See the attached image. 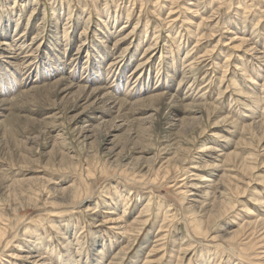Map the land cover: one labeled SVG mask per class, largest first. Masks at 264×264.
I'll use <instances>...</instances> for the list:
<instances>
[{
	"label": "rangeland",
	"instance_id": "374dc122",
	"mask_svg": "<svg viewBox=\"0 0 264 264\" xmlns=\"http://www.w3.org/2000/svg\"><path fill=\"white\" fill-rule=\"evenodd\" d=\"M263 218L264 0H0V225L26 250L264 264Z\"/></svg>",
	"mask_w": 264,
	"mask_h": 264
},
{
	"label": "bare ground",
	"instance_id": "6f19581e",
	"mask_svg": "<svg viewBox=\"0 0 264 264\" xmlns=\"http://www.w3.org/2000/svg\"><path fill=\"white\" fill-rule=\"evenodd\" d=\"M117 10H116V12H115V14H114V18L117 16ZM101 14V13H100ZM99 14V15H100ZM108 14H109V17L108 18H112L111 16H110V14H111V12L109 11L108 12ZM107 14V15H108ZM103 15V14H102ZM132 32V31H131ZM178 34V36H179V33H177ZM176 34V35H177ZM175 38V37H174ZM242 40H243V43H244V38H242ZM242 43V44H243ZM4 44H6V42H4ZM10 47H12L11 45H10ZM253 48H250L249 50H252ZM11 50H13V48H11ZM187 56V55H186ZM185 56V57H186ZM249 61L251 62V60L249 59ZM124 64V63H123ZM223 64H225V63H223ZM243 66V65H242ZM244 68V67H243ZM247 69H246V66H245V68H244V71H246ZM225 73L227 72V69H225V71H224ZM247 73V77H249V79H253V81H257L256 80V76H258V77H260V76H262L261 74H257L256 73V76L255 77H252V75L250 74V73H248V72H246ZM184 78H185V76H184ZM253 81H251L250 80V82L251 83H253ZM257 83V82H256ZM239 91L240 92H243L240 88H239ZM104 94V93H103ZM259 106V101L256 99L255 101H254V103H253V106H251L253 109H256V107H258ZM252 131V130H251ZM237 156H238V154H234V153H230V154H228V156L226 157V162L227 161H229V163H232L234 160H232V158L233 157H236L237 158ZM251 156H253V155H251ZM251 156L249 157V159L251 158ZM234 159V158H233ZM241 165H242V169H244V168H247V169H250V168H252V166H251V164H248V163H246V162H243V163H241ZM248 165V166H247ZM251 170V169H250ZM236 175H234L233 173H230V174H228V175H226V178L228 179V182L230 183V186H231V189L233 190V192L234 193H236L237 192V190H238V185L237 184H235V185H233V184H231V183H233V180L232 179H236L237 178V173H235ZM139 181V180H138ZM140 182V181H139ZM66 187V186H65ZM236 188V189H235ZM132 193V192H131ZM76 198V197H75ZM78 200H81V199H78ZM114 201V200H113ZM263 202H261V204H262ZM117 205V204H116ZM123 205V204H122ZM145 209H148V210H142V213H144V214H147V213H149V211H150V209H149V207L148 206H146V208ZM67 211H70V210H67ZM147 212V213H146ZM71 213V212H70ZM57 214H62L61 213V211H58V213ZM119 214V213H118ZM122 214V213H121ZM221 215L223 214V213H220ZM249 215H250V217H251V222L252 223H250V224H253V223H256V222H258L260 219H261V216H259L256 212H255V210H251V212L249 213ZM40 216V215H39ZM123 216V215H122ZM220 216V215H219ZM121 217V216H120ZM48 219H49V217H47ZM67 218H69V216L67 217ZM66 218V219H67ZM71 218V217H70ZM121 218H124V216L123 217H121ZM148 220H149V218H147V217H145V216H141V217H139V218H137V221L135 222V223H137L138 221H140L139 223H140V226L137 228V230L136 231H142L143 230V228L146 226V224H147V222H148ZM0 221H2V220H0ZM33 221H34V223H37L38 224V222H39V219H32V223H33ZM114 221V220H113ZM263 221H264V218H263ZM29 222V221H28ZM1 223H3V222H1ZM25 223V222H24ZM24 223H23V225H24ZM62 223V222H61ZM135 223H134V225H135ZM12 224V223H11ZM50 224V223H49ZM22 225V224H21ZM44 225V224H43ZM48 225V224H47ZM69 225V224H68ZM194 228H196L195 229V231H197V232H201V231H205V229L203 228L202 229V225L200 224V222L199 221H195L194 220ZM16 226V225H15ZM51 226V225H50ZM43 227V226H42ZM47 227V226H46ZM49 227V226H48ZM164 227V226H163ZM162 227V228H163ZM56 228H59V226L57 225L56 226ZM133 225H126V227H123V226H121V229L123 230V233H124V235H126L127 233H128V231H133ZM243 228H245L244 226H242V227H240V229H243ZM49 229H50V227H49ZM248 229H249V227H248ZM247 229V231H248V233H247V235L248 234H250V232H249V230ZM28 230L29 231H24V233H22L23 235V239H20L21 237L19 236V233H21V230L19 231V230H13V229H9V227H8V225H4V226H1L0 225V262L2 261V259H3V257L4 256H7V258H8V260H6L7 261V263L6 264H80L79 262H80V260H81V257H80V254H81V252H83V249L85 248L84 247V245L83 244H81L80 242L78 243V245H75V243L73 244V241H72V239H73V237H72V239H70V238H68L67 236H63V235H60V240L61 241H63V247L62 248H64L63 250L66 252V254H63L62 252H58V253H56V255H57V259H55V260H53V259H51V257H50V255H49V251L50 250H39L40 248L38 247V246H40V245H42L43 243L41 242V241H39V243H38V245H36L35 247V249L33 250H26L25 248L26 247H23L22 246V244H21V242H20V240L22 241H24V242H29L30 241V237L31 236H29V234H36V232H34L33 231V228H31V227H28ZM45 231V230H44ZM61 231V230H60ZM62 231H64V230H62ZM61 231V232H62ZM208 230H206V232H207ZM160 232V231H159ZM264 233V232H263ZM262 233V234H263ZM31 234V235H32ZM254 234V233H253ZM27 235V236H26ZM38 235V234H37ZM40 235V234H39ZM161 235V234H160ZM235 235L236 236H238L239 235V232H237V233H235ZM25 236V237H24ZM33 236V235H32ZM28 237V238H27ZM47 237V236H46ZM56 237V236H55ZM264 238V237H263ZM125 239V238H124ZM35 240H36V238H35ZM37 240H38V238H37ZM37 240L35 241V242H37ZM49 240V239H48ZM160 239H158V241H159ZM248 240V241H247ZM252 240V237H246V238H242V241H243V244H246V242H250ZM16 241V242H15ZM59 241V240H58ZM245 241V242H244ZM13 242H15L16 243V245H17V248H15V247H13L14 245H13ZM91 242H93V241H91ZM97 242V241H96ZM96 242H94L93 243V245L96 243ZM262 242H264V240L262 241ZM47 243V242H46ZM77 243V242H76ZM114 243H116V242H114ZM34 244V243H33ZM92 244V243H91ZM105 244V243H104ZM160 244V243H159ZM159 244H157V246L156 247H158V245ZM255 244V243H254ZM6 245V246H5ZM29 245V244H28ZM83 245V246H82ZM92 245V246H93ZM96 245V244H95ZM94 245V246H95ZM251 245V244H250ZM249 245V246H250ZM5 246V247H4ZM50 246H51V244H50ZM93 246V247H94ZM8 247H11V248H14V252H11V254L9 253V255H4L2 252L4 251V250H6V248H8ZM113 247V246H112ZM53 248V247H52ZM91 248V247H90ZM212 248H215V247H212ZM125 249H127V247H123V249L122 250H120V251H118V252H116V255L115 256H112L111 258H108L106 255L104 256V252H102L101 253V256H99V254L98 255H96L94 258H96L97 256L98 257H100V261H103V260H105V258H107L106 259V264H119V262L117 261V259H120V260H124L125 259V257H126V255H127V252L125 251ZM52 250V249H51ZM85 250V249H84ZM95 250H97L96 248H95ZM86 251V250H85ZM102 251H104L103 249H102ZM128 251V250H127ZM173 251V253H171V257H170V260L167 262V264H173V262L174 261H176V264H179L180 263V260H175L174 259V257L176 256L175 255V250H172ZM97 253H98V251H96ZM100 252V251H99ZM122 252V253H121ZM151 253L153 252V250H151L150 251ZM121 253V254H120ZM198 253V252H197ZM262 253H264V252H262ZM112 254V253H111ZM120 254V255H119ZM261 253H259L258 255H260ZM87 257H88V259L86 260V261H83L84 263H86V262H90V255H92V257H93V254H90V253H86L85 254ZM151 255V254H150ZM158 255V254H157ZM155 256V255H154ZM174 256V257H173ZM199 256H201V257H203V256H208L209 258H210V260L208 261V264H217L218 263V261H220L223 257V254L219 251V249L218 248H216L214 251H212V250H210V249H204V250H202V251H200V255ZM79 257H80V259H79ZM83 257H85V256H83ZM115 257H116V260L115 261H113L114 259H115ZM119 257V258H118ZM153 256L151 255V257H147L146 259H145V263H153L154 261H152V258ZM179 257V256H178ZM241 257H243V258H246L247 256H245V255H241ZM6 258V257H5ZM162 258L163 257H161L160 256V258H158L157 260H156V264H161V261H162ZM180 258V257H179ZM92 259V258H91ZM98 260V259H97ZM96 260V261H97ZM202 260V259H201ZM118 263H117V262ZM206 261V260H205ZM229 262L230 261V259H228L227 258V260H226V262ZM95 262V261H94ZM99 262V261H98ZM105 262V261H104ZM202 262H204V261H202ZM83 263V264H84ZM175 263V262H174ZM205 263V262H204ZM242 262H241V260H239V263H237V264H241ZM1 264V263H0ZM5 264V263H4ZM87 264V263H86ZM98 264H100V263H98ZM101 264H102V262H101ZM105 264V263H104ZM207 264V263H206ZM257 264V263H256Z\"/></svg>",
	"mask_w": 264,
	"mask_h": 264
}]
</instances>
